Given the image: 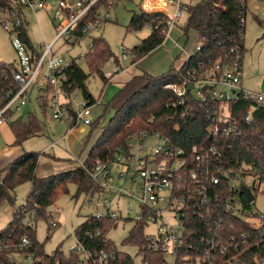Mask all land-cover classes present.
<instances>
[{
	"label": "built area",
	"instance_id": "2783aa9c",
	"mask_svg": "<svg viewBox=\"0 0 264 264\" xmlns=\"http://www.w3.org/2000/svg\"><path fill=\"white\" fill-rule=\"evenodd\" d=\"M187 5L189 4L184 0H142L139 6L145 14H160L167 19L168 36L170 29L187 12ZM114 6L115 0L9 1V7L0 12V18H5L2 26L17 51L18 61L6 64L0 59V68L8 67L6 73L9 72L10 77L6 80H10L11 86H14L0 91V126L7 122L10 115L12 119L15 112L25 107L36 90L43 93L37 97V102L39 98L46 100L54 121L65 122L70 130L81 126L92 128L93 109L101 104V99L91 102L83 97L80 100L75 95L76 92H69L66 88V69L73 65L80 66L81 61H85L93 47L94 38L101 34L102 25L111 20L110 12ZM50 7L53 10L55 38L50 44L36 46L29 36L26 11L37 14L38 11ZM146 29L151 30V27ZM196 38L191 50L181 48L187 56L183 65L202 48V42ZM59 42L79 48L81 53L75 57L69 55L66 59L56 49ZM127 58V54L123 52L122 59ZM123 71L122 66L117 64L116 69L105 72L104 77L111 83ZM243 82L242 55L239 47H233L229 54L217 60L212 67L189 69L187 77L181 82H168L164 88L180 98H184L187 92L194 94L213 122L208 129L211 137L213 134L238 137L239 121L233 116L231 103L243 93L264 105V94L246 90ZM190 86H193L192 90ZM191 109L188 108L182 114L183 120ZM225 110L228 112L227 117L222 116ZM253 111V108L248 111V122L252 120ZM99 132L100 138L102 132ZM219 154L214 146L202 149L198 146L191 149L172 147L169 139L160 132L133 133L124 147L116 148L114 157L107 161L97 160L91 172L92 180L101 189L93 197L98 199L92 198L90 201L98 211L95 217L116 222L118 216L112 210L113 200L127 197L136 202L140 214L136 215L135 223L144 222V229L150 224L156 226L155 235H146L144 232L150 250L172 256L175 263L184 247L191 251L195 247L188 241L192 234L188 225L192 224L190 217L193 216L196 221L205 222L208 228L207 234H200L197 239L204 246L199 259L201 264H249L247 259L234 253L238 249L237 240L222 235L223 218H214V205L220 206L224 214L240 217L258 230L264 228V223L258 224L257 219L256 222L247 219L250 204L247 201L245 204L242 197H233L234 191L226 201L210 195L220 184V179L211 171V159ZM115 166L120 171L113 178ZM225 175L232 180V176L227 173ZM255 190L264 192V184L258 183V189ZM251 191L255 197L254 191ZM108 194L114 195V198L110 199ZM13 209V217L14 213L25 215L22 224L34 222L35 210L28 209L26 202ZM241 237L245 235L241 234ZM33 247V241L28 235L16 240L11 233L6 235L0 232V254L6 253V258L0 264H41V259L33 252ZM70 251L80 254L81 264H88L90 259L96 264H108L116 254L115 250L102 251L92 257L79 243ZM256 264H264V260L257 261Z\"/></svg>",
	"mask_w": 264,
	"mask_h": 264
},
{
	"label": "trees",
	"instance_id": "16d2710c",
	"mask_svg": "<svg viewBox=\"0 0 264 264\" xmlns=\"http://www.w3.org/2000/svg\"><path fill=\"white\" fill-rule=\"evenodd\" d=\"M10 0H0V12L9 7ZM264 3V0H259ZM250 0H199L195 4L186 6L187 21L182 28L186 37L194 33L202 42V48L190 60L178 69L175 65L170 71L160 76L144 74L133 78L124 84L119 94L113 100L111 107L115 114L110 121L102 126L104 130L84 165L67 172L46 177L37 176L40 155L36 152H27L0 171V205L10 203L14 205L15 190L23 184L29 183L31 190L27 196L28 209H34L36 216L31 224H22L25 215L14 213L13 219L3 234H12L13 239L28 235L33 241V252L41 259V264H81L80 254L70 251L66 255L60 248L54 254L47 255L44 245L37 240L36 225L45 221L48 230L57 229L60 225L54 214L49 211L58 199V192H69L68 185L76 186L75 199L81 195L96 196L100 188L94 183L91 172L97 160L107 161L114 157L116 148L124 147L130 135L137 131L160 132L169 139L171 146L191 149L194 146L202 148L216 147L219 155L212 157V174L220 179V184L211 192L212 197L218 196L221 201H226L233 194L231 180L235 172L240 175L253 174L259 184H264V105L254 99L240 94L237 100L231 103L233 116L239 121L240 135L238 137L213 134L208 130L213 124L208 112L202 108L198 99L192 92H187L184 98L177 97L172 91L164 88L168 82H181L187 77V71L192 68H210L219 59H223L233 47H239L244 55V40L246 31V17ZM258 23H263L255 16ZM151 27V34L131 51L132 64H136L148 57L163 45L166 40L169 26L167 19L160 14H134L130 20L127 32H139ZM119 59L111 51L103 35L93 40V47L85 58V63L90 69L86 73L81 66L73 65L66 69L68 82L66 88L69 92H81L82 96L91 102L94 97L89 92L87 81L93 74L102 77L105 87L110 84L104 77L103 66ZM7 66L0 68V91L11 86ZM3 83V84H2ZM14 86H11V88ZM38 104L45 114L48 110L44 98L38 99ZM180 102H185L180 104ZM188 116L182 119V114L188 109ZM109 107L105 109V113ZM253 108L252 120H246L248 111ZM7 119L15 137L16 145L22 146L31 138L43 135V123L33 114L27 120L17 118ZM104 116V115H103ZM101 116V117H103ZM100 117V118H101ZM101 120L94 121L92 128L97 129ZM179 127L178 129L176 127ZM256 195L257 190L253 189ZM91 194V195H90ZM244 203L246 199L241 195ZM256 198V196H255ZM37 205L34 207V205ZM219 205V204H218ZM214 218H223L222 235L235 238L238 249L234 251L248 260L249 264H256L264 260V228L256 229L248 222L234 215H226L222 208L214 205ZM250 206V205H249ZM192 224L189 243L194 244L191 251L184 247L174 264H201L203 245L197 241L199 235L207 234L205 222L196 221L190 217ZM117 226L111 219H97L94 215L87 216L76 232L77 242L84 251L92 257L102 251H116L108 264H165L166 256L162 252L150 250L149 243L144 234V222H136L124 240L126 245H135L139 248L140 263L126 253L119 252L114 243L108 239L109 232ZM100 232V233H99ZM244 234L245 237H241ZM48 239V238H47ZM6 258V253L0 254V261ZM88 264H96L89 260Z\"/></svg>",
	"mask_w": 264,
	"mask_h": 264
},
{
	"label": "rangeland",
	"instance_id": "374dc122",
	"mask_svg": "<svg viewBox=\"0 0 264 264\" xmlns=\"http://www.w3.org/2000/svg\"><path fill=\"white\" fill-rule=\"evenodd\" d=\"M141 1L142 0H115V6L110 12L111 20L102 25L100 32L106 42L109 44L114 56L120 60L118 64H120L125 71L122 76H126L131 72V70L137 67H139V69H146L145 72L138 76H143L147 72V74H149L150 72L147 68H151L156 63V61L160 59L159 57H154V55H151L150 59L148 60H145L147 58L146 57L140 61H137L136 64H132V49L138 46L142 40L146 39L150 35V32L145 29L139 32H127V27L129 26L133 15L141 13V8L139 6ZM184 1L187 4H195L199 0ZM52 13L53 10L51 7L47 10L38 11L37 14L31 11H26L27 21L29 22V36L31 41L36 46L43 45L44 43L50 44L55 38V28L52 22ZM255 16L263 20V23H257L254 18ZM187 18V12H185L183 17L177 22L180 28L185 26ZM4 20L5 18L1 16L0 59L6 64H13L18 61V55L11 43L9 34L2 26ZM246 22L247 30L251 29V26L249 28L250 24H255L254 26H256L258 29V33L256 36H253L252 39H254L253 42H255V44L261 45V49L259 50L260 52L262 50L261 62L262 72H264V3L260 2L259 0H250L248 4ZM259 31H261V33H259ZM181 43H184V41L182 40ZM125 48L127 50L124 51ZM56 49L59 53L63 54L66 59H68L69 55L75 57L81 53L79 48L69 47L62 42L57 44ZM254 49H247L248 52H246V58L244 62V78L246 77V80L248 79L247 83L250 85L251 83H256L254 75L255 66L257 64L256 57L258 55L255 54ZM123 52L127 54V59H122ZM183 61L184 60L181 59L178 61V64H182ZM175 64H177V62H175ZM134 65H137V67ZM179 65L175 66L178 68ZM80 66L86 73H90V69L86 65L85 61L82 60ZM116 66L117 65L114 63V61H110L105 66H103L102 71L104 73L112 71L116 69ZM151 74L153 73H150L149 75ZM138 76H133L132 79ZM87 87L95 100L101 99V104L95 106L93 109L94 121L100 119L101 122L97 129L91 128L81 135V141L77 144H80L79 148H81L83 144L82 149L85 147L86 143L89 145L93 144V141L97 138L98 132L100 130L102 132L101 134H103L104 130L101 127L106 125L115 114V110L111 107V104L113 103L115 97L119 94L122 84L121 82H118L116 78L105 87L102 77L98 74H93L87 81ZM42 94V92L35 90L32 93L31 100L28 102V104L25 107H22L19 112H15L13 114V119L22 118L23 120H27L29 115L33 114L41 123H43V135L28 140L24 145V148L27 152H36L41 154L37 176L46 177L67 172L69 170L75 169L79 165H84L89 154L87 156H80L76 159L75 156H73L74 154L72 155L70 153L67 143L63 138L68 130V126L66 123H57L54 121L49 109L45 114L43 113L37 102V97ZM75 95H77L80 100L83 99L81 92H76ZM107 107L109 108L105 113V109ZM222 116L227 117L228 112L225 110L222 113ZM52 142L54 143V148L48 150L47 148L50 147ZM119 171V167L115 166L113 168V178L117 176ZM231 183L234 191L233 197L236 198L241 197L239 188L242 184H246V186L252 190L254 188L258 189V182L256 181V178L253 174L241 176L240 173L235 172V177L232 178ZM114 184L116 185L117 183L114 182ZM30 190L31 185L29 183L21 185L15 190L16 203L14 205H11L8 202L3 204L2 209H0V232L4 231L10 221L13 219V208L18 207L26 202ZM68 190L69 192L67 194L59 191L58 199L49 209V211L54 214L56 220L59 221V227L49 231L48 225L45 221H40L36 225L37 240L42 245H44V251L47 255L54 254V252L59 248L66 255H68L70 250L78 244L75 235L77 228L85 222L87 216H95V214L98 212L97 208L90 204V201L95 196L88 197L86 195H81L78 199H75L74 196L76 194V186L74 184H69ZM255 196V201L252 202L250 206H248L249 213L247 219L251 222H256L257 219L258 224L264 223L263 190L257 192ZM107 197L113 199L114 195L108 194ZM93 199L96 200L98 198ZM132 209H135V211L133 212ZM112 210L117 213L118 219L116 221L117 226L109 232L108 239L114 243L115 248L119 252L130 255L137 263H140L141 256L139 255V248L135 245L124 244L125 238L128 236L129 232L134 226L136 215L140 214V208L136 202L131 201L127 197H122L113 200ZM155 231L156 226L152 224L146 226L144 229L146 235H155ZM165 264H174L173 257L166 255Z\"/></svg>",
	"mask_w": 264,
	"mask_h": 264
},
{
	"label": "crops",
	"instance_id": "0c3cea01",
	"mask_svg": "<svg viewBox=\"0 0 264 264\" xmlns=\"http://www.w3.org/2000/svg\"><path fill=\"white\" fill-rule=\"evenodd\" d=\"M254 25L255 24H250L249 28L251 26V29L250 30L246 29V31H245L243 72L245 69L244 62H245V58H246V52H248L247 49H252V48L254 49L255 48L254 49L255 54L258 55L256 57V63L257 64L255 66V75H254L256 83L255 84L251 83V85L248 84L247 83L248 79L246 80V77H245L244 82H243V87L248 91L260 92V93L264 94V72H262V62H261L262 61L261 60L262 50L260 52L259 49H261V45L255 44V42H253L254 39H252V37L256 36V34L258 33V29ZM145 30L149 31L151 34V30H149V29H145ZM259 33H261V31H259ZM196 37L197 36L194 33L189 34L188 37H186L185 35L183 36L182 28H180L178 26V24H176L175 27L171 28L169 31V35L167 36L163 45L161 47H159L157 50H155L153 53H151L145 59V60L150 59L151 55H154V57L160 58L159 60L156 61V63L151 68H147L150 73L155 74V75H153V74H151V75L159 76L161 74L168 72L173 64L179 65L178 61H180L181 59L184 61L182 64H180L178 66V68L182 67V65L186 61L187 56H186V53L181 50V48L185 47V48L191 50L193 48V46L195 45L194 43L197 39ZM182 40L184 41V43H181ZM258 52H259V54H258ZM145 60H143V61H145ZM175 62H177V64H175ZM134 66L137 67V65H134ZM114 70H112V71H114ZM145 70L146 69H139V67H137V68L131 70V72L128 73L129 75L127 74L126 76H122V74H124V72H125V71H123V73H121L120 75H118L114 79L117 78V81L121 82V84L123 86L127 82L131 81L133 76L141 75V73L145 72ZM11 120H15V119L12 118ZM57 123H65V122H57ZM87 130H89V128L84 127V126L76 128L74 130H70L68 127L66 134L63 136V138L65 139L67 146L70 150V153L72 155L74 154L73 156H75L76 159L80 156H85V155L87 156L90 153V151L92 150L93 146L96 144V142L99 139L100 132H98V136L93 141V144L89 145L86 143V145L83 149H82V147H83V144H82L81 148H79L80 144H77V143H79L81 141V138H80L81 135L83 133H85ZM26 142L22 146H17L16 145V137H15L9 123L6 122L5 124L0 126V171L3 170L5 167L10 165L12 162H14L16 159H18L19 157H21L24 154V152H25L24 145L26 144ZM53 148H54V143L52 142L50 147H48L47 149L49 150V149H53ZM53 158L56 159L55 157H53ZM37 173H38V169H37ZM41 177H43V176H41Z\"/></svg>",
	"mask_w": 264,
	"mask_h": 264
},
{
	"label": "water",
	"instance_id": "95a60500",
	"mask_svg": "<svg viewBox=\"0 0 264 264\" xmlns=\"http://www.w3.org/2000/svg\"><path fill=\"white\" fill-rule=\"evenodd\" d=\"M192 89H193V86H190V90ZM239 191L241 192V195L245 197L248 204H251L254 201L255 197L251 189L248 186H246V184H242L239 188Z\"/></svg>",
	"mask_w": 264,
	"mask_h": 264
}]
</instances>
